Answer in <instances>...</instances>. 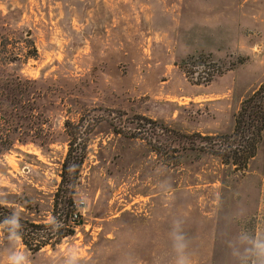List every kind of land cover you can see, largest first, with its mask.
<instances>
[{
  "label": "rangeland",
  "instance_id": "obj_1",
  "mask_svg": "<svg viewBox=\"0 0 264 264\" xmlns=\"http://www.w3.org/2000/svg\"><path fill=\"white\" fill-rule=\"evenodd\" d=\"M262 82L264 0H0V200L49 221L65 123L91 130L76 233L32 251L0 225V264H264V136L246 172L182 146ZM134 116L165 129L115 132Z\"/></svg>",
  "mask_w": 264,
  "mask_h": 264
},
{
  "label": "trees",
  "instance_id": "obj_2",
  "mask_svg": "<svg viewBox=\"0 0 264 264\" xmlns=\"http://www.w3.org/2000/svg\"><path fill=\"white\" fill-rule=\"evenodd\" d=\"M205 56L209 54L191 55L183 61L187 64L203 65ZM191 60V61H189ZM196 60V61H195ZM192 62V63H191ZM214 67L217 65L212 64ZM210 67V66H207ZM218 68L210 69L209 79L213 74L218 73ZM123 115V114H122ZM129 120V121H128ZM146 117H128V125L124 130L114 126L117 133L131 138H137L146 135L150 131L163 132L165 127L159 126L155 121H150L154 126L144 122ZM84 124H74V121L67 120L65 128L70 136L69 150L63 163L62 180L55 192V199L51 209V218L49 221L36 223L28 218H23L15 212L8 204L0 200V225L4 232L14 237H20L26 246L32 251H39L46 245L53 248L60 244L66 237L76 233V219H74V196L77 185L80 182L82 166L88 153V137L91 130L83 128ZM85 136V138H84ZM177 134L176 138H171L166 146L171 151L174 143L180 140ZM264 136V82H262L250 95H248L235 114V125L231 133L200 135H185L183 149L199 150L219 157L223 164L238 170L246 172L250 161L257 155L260 142ZM144 138V137H143ZM0 157L14 146L13 142L4 143V138H0ZM181 142V141H180ZM154 151L163 153V148L158 143L149 141ZM181 143H179L180 145ZM21 151V150H20ZM174 151V150H172ZM173 156V155H172Z\"/></svg>",
  "mask_w": 264,
  "mask_h": 264
},
{
  "label": "clouds",
  "instance_id": "obj_3",
  "mask_svg": "<svg viewBox=\"0 0 264 264\" xmlns=\"http://www.w3.org/2000/svg\"><path fill=\"white\" fill-rule=\"evenodd\" d=\"M20 259H22V257ZM16 264H19V260L16 261Z\"/></svg>",
  "mask_w": 264,
  "mask_h": 264
},
{
  "label": "crops",
  "instance_id": "obj_4",
  "mask_svg": "<svg viewBox=\"0 0 264 264\" xmlns=\"http://www.w3.org/2000/svg\"><path fill=\"white\" fill-rule=\"evenodd\" d=\"M216 38H219V37H216ZM204 47V46H203Z\"/></svg>",
  "mask_w": 264,
  "mask_h": 264
},
{
  "label": "built area",
  "instance_id": "obj_5",
  "mask_svg": "<svg viewBox=\"0 0 264 264\" xmlns=\"http://www.w3.org/2000/svg\"><path fill=\"white\" fill-rule=\"evenodd\" d=\"M76 216H77V214H76Z\"/></svg>",
  "mask_w": 264,
  "mask_h": 264
}]
</instances>
